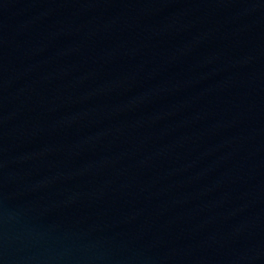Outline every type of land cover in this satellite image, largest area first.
<instances>
[{
    "label": "water",
    "instance_id": "95a60500",
    "mask_svg": "<svg viewBox=\"0 0 264 264\" xmlns=\"http://www.w3.org/2000/svg\"><path fill=\"white\" fill-rule=\"evenodd\" d=\"M0 264H264V0H0Z\"/></svg>",
    "mask_w": 264,
    "mask_h": 264
}]
</instances>
